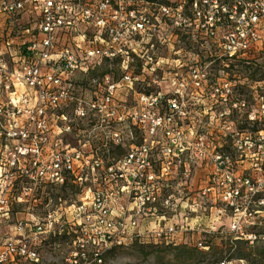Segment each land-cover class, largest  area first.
I'll use <instances>...</instances> for the list:
<instances>
[{"label": "built area", "instance_id": "2783aa9c", "mask_svg": "<svg viewBox=\"0 0 264 264\" xmlns=\"http://www.w3.org/2000/svg\"><path fill=\"white\" fill-rule=\"evenodd\" d=\"M167 1L0 0V17L13 24L33 13L12 61L13 34L0 35V219L14 204L29 214L0 244V264H45V246L64 236L73 242L68 264H103L115 248L211 234L226 220L236 241L264 238V92L248 95L241 81H225L224 110L211 106L200 132L187 122L188 107L197 88L210 86L205 73L139 91L132 69L136 56L151 73L162 68L138 41L151 33L152 6L160 24L185 25L216 43L224 60L256 65L264 0ZM96 59L108 62L96 88L77 87L73 78ZM41 188H72L77 199L60 195L53 204L49 190L38 214Z\"/></svg>", "mask_w": 264, "mask_h": 264}, {"label": "rangeland", "instance_id": "374dc122", "mask_svg": "<svg viewBox=\"0 0 264 264\" xmlns=\"http://www.w3.org/2000/svg\"><path fill=\"white\" fill-rule=\"evenodd\" d=\"M167 2L172 3L173 0ZM158 15L157 6H152L150 9L151 33L144 39L138 38V41L140 49L146 54V58L152 57L155 64L160 62L162 68H157L155 73H151L146 69L143 59L136 56L132 69L141 75V83L138 84L139 91L169 90L170 83L174 78H186L188 80L194 78L193 69H199L201 74L205 73L204 79H208L210 86L205 85L206 89L204 87L203 89L197 88V91L192 94V104L188 107V111L192 112V115L190 114L191 119H188L187 122L189 121L191 126L200 132L207 125L210 117L207 112L211 111V106L215 113L224 110L221 90L224 88L225 81L234 79L241 81V84L239 83L240 88L248 95L257 93V91L264 92V53L259 56L258 61H256L257 64L250 67L238 62L230 63L221 57L216 43L193 36L192 33H189L192 30L185 27L184 24L182 29L178 31L177 27H174V22L166 19L167 17L164 18L166 24L162 25L157 20ZM30 19L33 20V13L30 11L20 16L18 24H13V19L7 16L0 17L1 39L3 36H8V33L13 34V46L9 49L10 53L6 54V57L11 61V54L15 55V52L18 54L20 45L29 39L25 31L30 25ZM15 60H18L17 56H15ZM95 62L97 63L96 68L88 73L79 72L73 78L77 87L89 90L96 88L97 85L94 80H100L102 73L106 71L108 62L100 59H96ZM112 68L116 75L122 74L120 60L115 62ZM176 71L179 72L178 77L175 75ZM218 88L220 92L216 91ZM211 90H213L214 96H211ZM122 95H126L124 89ZM135 97L136 95L132 94L133 100ZM217 100H219L218 103H216ZM44 190L39 189V193L44 197L37 202L36 213L38 214L45 211V202L49 190L53 204L58 201L59 195L65 194L69 202L77 199L76 191L72 188L67 190L45 188ZM31 205L30 202L26 203L27 207ZM20 208L14 204L13 213L10 217H1L0 244L13 236L12 228L19 219L29 217V214H18ZM227 225L228 221H223L220 223V230H215L211 234L189 231L179 233V237L176 238L179 242H174L176 243L174 245L178 247H168V244L172 242H155L154 239L147 242L143 239L110 251L106 254L103 264H222L223 261H231L230 264H264V238L252 243L237 242L234 239L235 236L226 228ZM260 232L264 235V231L261 230ZM200 238L206 241L204 247L196 246L197 240ZM72 250L73 242L70 237L55 238L43 250L45 264H68L66 257Z\"/></svg>", "mask_w": 264, "mask_h": 264}, {"label": "trees", "instance_id": "16d2710c", "mask_svg": "<svg viewBox=\"0 0 264 264\" xmlns=\"http://www.w3.org/2000/svg\"><path fill=\"white\" fill-rule=\"evenodd\" d=\"M63 196L65 197L66 195L64 194ZM58 197H60V195ZM237 242H241V241L240 240H237ZM185 246H187V245H185ZM196 246H198V245H196ZM168 247H178V246L177 245H174V243H170V244H168Z\"/></svg>", "mask_w": 264, "mask_h": 264}]
</instances>
